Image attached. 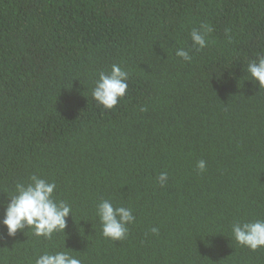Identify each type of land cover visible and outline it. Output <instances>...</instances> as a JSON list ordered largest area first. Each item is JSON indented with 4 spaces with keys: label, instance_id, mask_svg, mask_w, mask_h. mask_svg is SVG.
<instances>
[{
    "label": "trees",
    "instance_id": "obj_1",
    "mask_svg": "<svg viewBox=\"0 0 264 264\" xmlns=\"http://www.w3.org/2000/svg\"><path fill=\"white\" fill-rule=\"evenodd\" d=\"M201 23L214 31L196 51ZM258 55L264 0H0V205L36 174L72 208L51 239L0 223V264L65 247L82 264H264L231 231L264 219ZM114 63L128 89L106 110L91 91ZM101 200L132 209L126 239L102 236Z\"/></svg>",
    "mask_w": 264,
    "mask_h": 264
},
{
    "label": "clouds",
    "instance_id": "obj_2",
    "mask_svg": "<svg viewBox=\"0 0 264 264\" xmlns=\"http://www.w3.org/2000/svg\"><path fill=\"white\" fill-rule=\"evenodd\" d=\"M213 31L209 23H201L198 28H193L190 32L192 49L200 51L206 48L208 37ZM228 31L225 30L226 35ZM175 55L189 63L193 59L190 50L183 47L177 48ZM245 71L252 81L258 82L259 88H264V56L258 55L255 60L249 61ZM128 79V71L117 63L112 64L110 72L98 74L91 91L93 100L106 110L115 108L127 93ZM196 168L199 172H204L206 162L198 161ZM157 179L163 186L168 179L167 172H161ZM56 188L55 182L36 174L29 176L27 181L16 182L14 191L7 196V203L0 205L4 209L0 223L6 228L7 236L15 237L17 232H23L25 228L30 229L35 237L45 239H51L56 233H64L72 208L66 201L54 196ZM96 216L101 225L102 236L112 241L126 239L128 225L135 221L132 209L123 205L116 206L110 200H101L96 205ZM151 231L155 234L158 229L152 228ZM231 231L238 245L251 251L264 248V219L235 221ZM75 252L66 247L59 251H45L36 257L34 264H82V260L74 255Z\"/></svg>",
    "mask_w": 264,
    "mask_h": 264
}]
</instances>
